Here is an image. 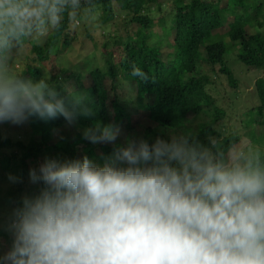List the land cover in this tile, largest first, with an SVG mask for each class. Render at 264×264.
<instances>
[{"label":"clouds","instance_id":"obj_1","mask_svg":"<svg viewBox=\"0 0 264 264\" xmlns=\"http://www.w3.org/2000/svg\"><path fill=\"white\" fill-rule=\"evenodd\" d=\"M66 18L94 22L96 0H0V123L63 117L71 126L92 114L84 94L62 95L12 66L14 49L42 44ZM131 74L148 79L135 65ZM120 134L96 122L83 138L113 143ZM29 177L44 187L14 211L0 264H264V143L225 152L172 131L152 143L128 139L103 165L87 155L47 159Z\"/></svg>","mask_w":264,"mask_h":264},{"label":"trees","instance_id":"obj_2","mask_svg":"<svg viewBox=\"0 0 264 264\" xmlns=\"http://www.w3.org/2000/svg\"><path fill=\"white\" fill-rule=\"evenodd\" d=\"M96 16L99 25H86L85 30L89 38L94 37L93 30L103 38L98 65L88 67L90 84L83 82L86 69L70 70L67 57L57 62L78 28L67 18L42 44L24 43L30 46L33 62L24 61L21 73L33 81L44 75L62 95L84 94V106L92 114L79 115L71 126L63 117H34L27 121L28 128L16 126L2 134L0 127V187L5 188L0 190V212L6 209L7 214L0 217V255L12 244L9 224L14 211L44 187L42 182L28 185L29 172L47 159L87 155L103 165L128 139H139V133L152 143L157 137L170 138L165 131L177 127L204 143L219 142L225 152L241 141L227 123L224 105L211 91L222 77L233 89L230 97L241 92V80L228 64L231 58L249 68L246 74L264 71V0H96ZM157 18L161 31L156 29ZM17 53L14 49L12 63L18 61ZM88 61L93 62L89 57L81 59ZM38 62L49 65L46 73ZM134 65L147 73L146 81L132 76ZM254 84L248 97L257 98L258 104L245 108L242 135L252 144H261L264 75ZM96 122L117 124L120 136L113 143H90L83 133ZM10 176L21 182L10 181Z\"/></svg>","mask_w":264,"mask_h":264},{"label":"rangeland","instance_id":"obj_3","mask_svg":"<svg viewBox=\"0 0 264 264\" xmlns=\"http://www.w3.org/2000/svg\"><path fill=\"white\" fill-rule=\"evenodd\" d=\"M225 1V0H224ZM224 6V2L222 3ZM100 18L97 16V19L89 24H84L81 23L76 32H72L74 35V39L72 40L70 46L67 47V49L64 52V55L60 53L62 57H58L57 62H61V60L66 59V64L70 68V70L73 71H81L86 69V73L83 77V82L85 85L90 84L92 77L90 78V73L88 72V67H96L97 64V59L100 57V46L102 43V35L99 30L97 31H92L93 38H89L85 34L86 30V25L90 27H97L99 25ZM157 24L156 29L160 30L159 27V18H157ZM99 48V49H98ZM19 54V55H18ZM28 56V57H27ZM17 57L19 58L18 61L15 63H12V66L15 68L16 71L21 72L23 69V66L28 62H33L32 58L33 56L30 55V46L25 44L23 46V49L18 51ZM84 57H89L91 61L93 62H87V63H82L81 59ZM20 60V61H19ZM14 61V55H13V60ZM24 61L26 63H24ZM80 61V62H79ZM97 64V65H96ZM229 66L233 69L235 72L236 76L241 80L239 83V89L241 92H239V95L237 97H230V93H232L233 89L228 85V82L224 79L221 80L222 77H219L217 79L218 82L215 83L214 88H212V94L213 96L216 97L218 104L224 105L226 112H227V123L230 124L231 128L236 129V131L240 134L241 136V141L236 145L237 147L247 145L251 143L249 139L245 136H243V129L245 127V124L243 122V119L245 118V108L248 105H251L252 103L258 104L257 98L248 97L250 92L255 89V84L254 81L264 75V71H253L249 70V74L245 73V70L248 71V67H246L243 63L240 61L236 60L235 58H231L228 60ZM38 66H41L43 68V71L46 73L49 69V65H45L42 62H38ZM41 78H45L43 75ZM222 81L223 83H219V81ZM128 90V89H127ZM260 102V101H259ZM232 106V107H231ZM229 119V120H228ZM198 120L194 121L193 126H196ZM1 131L2 134H4L7 131H12L16 126H20L23 128H28L27 122L24 124L16 125L12 124L10 122H5V123H0ZM172 131L176 132H181L185 131L184 128L182 127H177L175 130H169L165 131L167 135L170 136ZM139 139H141V134L139 133L137 136ZM133 139V137L131 138ZM135 139V138H134ZM252 144V143H251ZM255 145V144H252ZM32 184L31 180L28 181V185ZM0 190H4V187H0ZM2 195V193H0ZM6 209H4L2 212H0V217H7V214L5 212ZM1 221V220H0ZM1 224V222H0Z\"/></svg>","mask_w":264,"mask_h":264}]
</instances>
